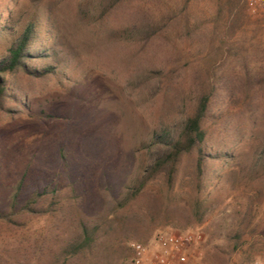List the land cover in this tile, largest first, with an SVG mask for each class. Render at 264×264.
Returning <instances> with one entry per match:
<instances>
[{
  "label": "rangeland",
  "instance_id": "rangeland-1",
  "mask_svg": "<svg viewBox=\"0 0 264 264\" xmlns=\"http://www.w3.org/2000/svg\"><path fill=\"white\" fill-rule=\"evenodd\" d=\"M107 1L0 0L11 13L0 59L34 14L48 9L56 30L31 63L55 74L18 76L25 105L0 112V264H128L131 242L187 232L202 237L187 264H254L264 254V12L244 0ZM207 93L202 174L192 155L172 184L164 172L144 181L152 137ZM82 225L89 243L64 255Z\"/></svg>",
  "mask_w": 264,
  "mask_h": 264
},
{
  "label": "trees",
  "instance_id": "trees-1",
  "mask_svg": "<svg viewBox=\"0 0 264 264\" xmlns=\"http://www.w3.org/2000/svg\"><path fill=\"white\" fill-rule=\"evenodd\" d=\"M123 0L107 1L109 5L115 6ZM10 9L7 6L0 7V30L6 31V23L10 20ZM56 30L50 19L48 9L42 18L34 14L20 30L13 34V38L7 48L6 55L0 59V112L10 113L7 104L11 103L17 107H24V97L16 91V78L23 76L26 79L41 80L53 76L55 67L53 65L37 68L31 63L44 58L42 45L46 41L55 40ZM23 97V99H22ZM212 103L210 95H200L191 106H182L181 121L173 131L168 130L160 135H154L148 145L149 149L155 150L151 165L146 170L144 181L152 178L159 172L165 173V178L172 184L179 166L184 157L194 156L196 173L200 176L207 159L211 158L206 148L207 128L206 122L211 118ZM22 179L15 188L12 197V207L16 206L22 191ZM142 180L138 186H142ZM41 195V194H38ZM32 201V200H31ZM31 202L22 206V210L30 211ZM90 236L82 225V241L76 247L65 249L64 255L70 251L71 254L84 248L89 243ZM66 262V260H64Z\"/></svg>",
  "mask_w": 264,
  "mask_h": 264
},
{
  "label": "built area",
  "instance_id": "built-area-1",
  "mask_svg": "<svg viewBox=\"0 0 264 264\" xmlns=\"http://www.w3.org/2000/svg\"><path fill=\"white\" fill-rule=\"evenodd\" d=\"M252 10L264 12V0H244ZM202 240L196 233H158L151 242H131L128 264H187L189 248ZM254 264H264V254Z\"/></svg>",
  "mask_w": 264,
  "mask_h": 264
}]
</instances>
